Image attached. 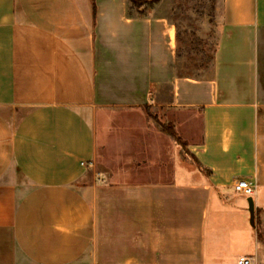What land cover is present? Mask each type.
<instances>
[{
    "label": "crops",
    "instance_id": "crops-1",
    "mask_svg": "<svg viewBox=\"0 0 264 264\" xmlns=\"http://www.w3.org/2000/svg\"><path fill=\"white\" fill-rule=\"evenodd\" d=\"M157 6L0 0V264H264V0H221L205 78Z\"/></svg>",
    "mask_w": 264,
    "mask_h": 264
},
{
    "label": "rangeland",
    "instance_id": "rangeland-1",
    "mask_svg": "<svg viewBox=\"0 0 264 264\" xmlns=\"http://www.w3.org/2000/svg\"><path fill=\"white\" fill-rule=\"evenodd\" d=\"M157 5L153 8L155 12L167 14L175 22L180 37V48L193 47L196 52H190V57L194 60H199V57L203 59L205 69L198 78L207 77L219 32L221 0H160ZM188 65L189 69L194 66L193 63ZM215 209L212 202L209 207L210 214L214 213ZM249 225L251 226L250 222ZM262 241L264 243V236Z\"/></svg>",
    "mask_w": 264,
    "mask_h": 264
},
{
    "label": "trees",
    "instance_id": "trees-1",
    "mask_svg": "<svg viewBox=\"0 0 264 264\" xmlns=\"http://www.w3.org/2000/svg\"><path fill=\"white\" fill-rule=\"evenodd\" d=\"M160 0H126V15L129 18L133 17H141L143 15V10L145 8H150L156 4L159 3ZM177 33L176 37L178 40V43L180 42V37L178 33V29L176 27ZM190 52H196L193 47L184 46L180 48V45H178V48L176 50V58L178 60L179 65V76H190L194 78H198L202 73L204 72V65H203V59L199 57V60H194L192 57H190ZM197 53H199L197 51ZM186 56V57H185ZM185 57V58H184ZM213 57V56H212ZM188 58V59H187ZM193 63L194 66L191 69L188 68V64ZM210 64L212 63V59H210ZM188 69V70H187ZM200 69L202 71H200ZM197 70V72H196ZM202 72V73H201ZM162 130L169 135L171 139H173L175 142L181 143V141L177 138L173 128L169 125H163Z\"/></svg>",
    "mask_w": 264,
    "mask_h": 264
},
{
    "label": "built area",
    "instance_id": "built-area-1",
    "mask_svg": "<svg viewBox=\"0 0 264 264\" xmlns=\"http://www.w3.org/2000/svg\"><path fill=\"white\" fill-rule=\"evenodd\" d=\"M234 192L243 195L244 197H252L254 194V186L246 180H236L232 184ZM237 264H251V262L241 257L238 259Z\"/></svg>",
    "mask_w": 264,
    "mask_h": 264
},
{
    "label": "water",
    "instance_id": "water-1",
    "mask_svg": "<svg viewBox=\"0 0 264 264\" xmlns=\"http://www.w3.org/2000/svg\"><path fill=\"white\" fill-rule=\"evenodd\" d=\"M247 210L249 213V217H250V224L251 226L253 225V220H254V204H253V200L251 197H248L247 200Z\"/></svg>",
    "mask_w": 264,
    "mask_h": 264
}]
</instances>
